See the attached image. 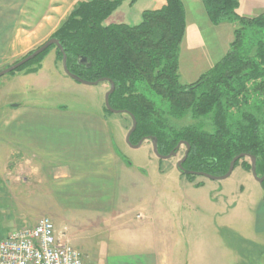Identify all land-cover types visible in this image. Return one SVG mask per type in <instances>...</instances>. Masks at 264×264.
Returning a JSON list of instances; mask_svg holds the SVG:
<instances>
[{"label":"rangeland","instance_id":"obj_1","mask_svg":"<svg viewBox=\"0 0 264 264\" xmlns=\"http://www.w3.org/2000/svg\"><path fill=\"white\" fill-rule=\"evenodd\" d=\"M240 1L243 4V0ZM80 2L83 0H0V71L18 63L52 39ZM254 2L260 3L259 9L264 10V0H247L248 5ZM154 6L153 0H137L134 3L133 0H122L106 24L139 25L143 12L154 10ZM235 27L228 23L226 26L214 28L215 33L203 28L200 37L192 34L191 28L188 29V38L180 53L181 84L195 83L227 54L225 50L230 49V39L227 37L232 38L233 32L234 40ZM190 46L195 47V51H191ZM198 46H201L200 50L196 48ZM56 50L51 49L42 60L31 67L0 78V239L8 230L16 231L33 226L41 218L52 220V209H47V202L44 206L26 198L22 200L25 190L23 181L32 177L30 167L21 165L24 161L21 156L17 158L20 160L16 164L10 159L12 157H6L3 153L13 145L6 135L10 116L31 111L26 113V117L23 116L12 124L15 132L29 133L31 137L42 136L41 141L46 144V137L55 133L48 128L50 123L44 121L51 117L49 114H102L107 118L122 161L126 165L134 166L137 173L141 174L142 181L138 183L140 192L136 195L141 207L134 210L138 212L139 219L145 218L141 208L146 205L150 206L148 212L151 213L164 215L163 213L168 212L172 218L166 220L172 222L169 225H173V232L178 234L180 241L181 222L186 220L182 216L197 211L205 213L208 216L205 223L206 257L215 256L220 259V264H236V256L242 254L245 259L252 260V264H264V257L258 258L257 255L260 250L249 246L251 243L245 239L247 233L240 229L238 233L233 230L246 227L244 203L255 201L264 194L262 186L252 173L238 165L226 180L215 181L201 176L191 178L177 170V163L184 157L185 146L170 160L157 158L151 142H145L139 149H132L126 143L127 134L132 127L130 116L112 114L105 110V95L110 90V85L104 82L97 86H87L75 82L64 73L62 59L58 58ZM155 99L159 102L158 98ZM171 123L178 128L200 124L205 130H211L208 119H193L188 116L183 120L173 119ZM247 161L251 163L249 159ZM198 184L202 186L197 187ZM36 186L35 182L30 191L36 190ZM215 210L220 216L214 218L212 213ZM209 217L212 224L216 221V226L218 223L222 227V240L219 242L217 238L216 243L211 239ZM66 233L75 234V230L70 229Z\"/></svg>","mask_w":264,"mask_h":264},{"label":"trees","instance_id":"obj_2","mask_svg":"<svg viewBox=\"0 0 264 264\" xmlns=\"http://www.w3.org/2000/svg\"><path fill=\"white\" fill-rule=\"evenodd\" d=\"M201 1L211 24L236 27L227 54L193 84L180 82L181 45L187 29L183 0H164L162 8L143 12L136 26L106 24L122 0L83 1L53 38L60 41L73 74L89 82L109 79L115 83L112 108L129 112L137 121L132 144L157 138L159 152L165 156L186 142L190 152L184 168L215 177L226 175L235 157L253 156L262 177L264 14L240 16L239 0ZM53 48L17 71L42 60ZM83 58L84 65L79 63ZM188 116L208 119L211 130L200 124L178 128L171 123ZM248 159L237 162L235 168L242 165L251 172Z\"/></svg>","mask_w":264,"mask_h":264},{"label":"crops","instance_id":"obj_3","mask_svg":"<svg viewBox=\"0 0 264 264\" xmlns=\"http://www.w3.org/2000/svg\"><path fill=\"white\" fill-rule=\"evenodd\" d=\"M153 2L154 10L164 5V0ZM183 3L187 29L181 48L188 38V29L191 28L192 34L200 37L203 28L215 33L214 28L228 24L213 26L201 0H183ZM239 5L238 14L242 17L254 18L264 14V10L259 9L260 3L248 5L247 0H243V4L239 0ZM231 36L232 38L227 37L230 44L233 32ZM192 47L190 46V50L195 51V47ZM196 48L200 50L201 46ZM27 112L13 114L7 121L6 135L13 145L3 153L6 157H12L10 159L16 164L20 160L17 158L21 156L24 160L21 165L30 167L32 171V177L23 181L25 190L22 200L26 198L44 206L47 202V209H52L50 215L56 231L64 234L65 243L83 252L86 263L220 264L219 258L206 257L205 223L208 216L205 213L197 211L182 216L186 220L181 222L180 241L178 234L173 232V225H169L172 222L166 220L172 218L168 212L163 213L164 215L151 213L148 212L150 206L146 205L141 208L145 218H138V212L134 210L141 207L136 195L140 192L138 183L142 181V177L134 166L122 161L105 115L49 114L51 117L44 121L50 123L48 128L55 133L46 137L44 144L42 136L31 137L29 133L23 134L21 131L16 134L12 124L21 117H26ZM35 182L36 190L30 191ZM244 206L246 227L233 230L236 233L239 229L246 232L247 236L244 238L251 243L249 246L260 250L258 258H263L264 194L255 201L244 203ZM232 211L235 212L233 209ZM212 214L214 218L220 216L216 210ZM210 220L208 229L211 239L216 243V238L218 242L222 240V227L218 223L216 226V221L212 224ZM70 229H74L75 234L67 235L66 231ZM14 230H8L0 240ZM81 233L82 236H79ZM238 256L236 264H252V260L245 259L242 254Z\"/></svg>","mask_w":264,"mask_h":264},{"label":"built area","instance_id":"obj_4","mask_svg":"<svg viewBox=\"0 0 264 264\" xmlns=\"http://www.w3.org/2000/svg\"><path fill=\"white\" fill-rule=\"evenodd\" d=\"M63 239L51 219L41 218L0 241V264H86L83 252Z\"/></svg>","mask_w":264,"mask_h":264},{"label":"water","instance_id":"obj_5","mask_svg":"<svg viewBox=\"0 0 264 264\" xmlns=\"http://www.w3.org/2000/svg\"><path fill=\"white\" fill-rule=\"evenodd\" d=\"M51 47H56V49H58L61 52V54H62L63 71L69 78H71L75 82H77L79 84L87 85V86H97V85H99L101 83H104V82H106V83H108L110 85V90L105 95V108H106V110L109 113H112V114H127V115L130 116V118L132 120V127H131L130 131L127 134L126 143L132 149H139L140 147H142V145L145 142H151L152 147H153V153H154V155L157 158H159L160 160H170V159H172V158L177 156V153H178L179 149L182 146H185V147H187V149L185 151L183 159L177 163V170L180 173H183L186 176H201V177H204V178H207V179H210V180H215V181L228 179L233 174V172L235 170L236 163L239 162L240 160H242L243 158H249L250 161H251V173H252V176L254 177V179L260 185L264 184V176L260 177L257 174V159L255 157H253V156L239 155V156L235 157L232 160V162L230 163V167H229V170H228L227 174L224 175V176H221V177H215V176H212L210 174L188 171V170H186L184 168V164H185V162L187 160V157L189 155V152H190V146L186 142L179 143L178 146L176 147V149L173 152H171L169 155H165V156L161 155L160 152H159V146H158L157 138H153V137L144 138L138 144H136V145L132 144L131 143V136L133 135V133L137 129V121H136L135 117L132 114H130L129 112L122 111V110H115V109L112 108V106L110 104V97L115 92V89H116L115 83L112 80H109V79H101V80H98L96 82H89V81H85L81 77L73 74L68 68L66 52L64 51V49H63V47H62V45H61V43H60V41L58 39H54V38L50 39L42 47H40L38 50H36L32 54L28 55L27 57H25L24 59H22L18 63L12 65L11 67H9V68H7V69H5L3 71H0V78L4 77L6 75H9V74H11L13 72H16L20 68L24 67L28 63L34 61L36 58H38L39 56L44 54ZM79 63L84 65L86 63V60L84 58L80 59Z\"/></svg>","mask_w":264,"mask_h":264}]
</instances>
